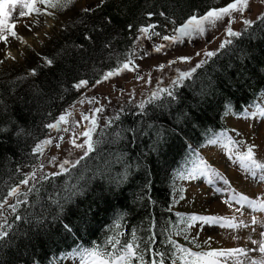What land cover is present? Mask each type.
Returning <instances> with one entry per match:
<instances>
[{
	"label": "trees",
	"instance_id": "trees-1",
	"mask_svg": "<svg viewBox=\"0 0 264 264\" xmlns=\"http://www.w3.org/2000/svg\"><path fill=\"white\" fill-rule=\"evenodd\" d=\"M229 2L104 0L93 11L74 14L57 33L46 52L54 61L51 66L32 57L33 62L23 66L26 72L36 69L35 76L2 73L0 127L8 130L0 133V196L36 166L40 155L33 154L34 147L47 138L50 130L45 125L76 97L72 85L80 79L95 82L125 62L141 26L155 24L163 36L194 13L202 15ZM241 32L232 45L177 86L175 99L162 97L151 104L147 100L143 109L128 104L111 112L113 123L100 125L94 133L101 143L90 158L70 175L42 181L36 185L39 191L29 193V205L19 212L33 221L15 222L7 242L0 245V264H53L52 258L62 261L71 251L107 247L109 237L122 243L131 240L132 230L144 241L141 247L155 231L156 247L167 251L165 264H171L177 254L167 240L174 238L181 220L172 210L174 177L187 169L188 143H204L223 127L227 110L241 112L264 90V24L257 19ZM54 200L64 205L62 213Z\"/></svg>",
	"mask_w": 264,
	"mask_h": 264
},
{
	"label": "snow or ice",
	"instance_id": "snow-or-ice-1",
	"mask_svg": "<svg viewBox=\"0 0 264 264\" xmlns=\"http://www.w3.org/2000/svg\"><path fill=\"white\" fill-rule=\"evenodd\" d=\"M74 3V0H0V42H3L6 46L9 43V38H13L17 41L24 42V38L18 34L16 31L17 24L11 22L12 13L9 10L10 8H14L17 5L19 6V12L16 17L17 20L25 17H32L33 15L40 16H53L55 18V12L52 10L63 11ZM43 5V7H40ZM250 5V0H230V2L220 8H209L204 14L198 15L194 13L191 15L184 23L179 26H176L173 29V35H163L161 37L162 41H166L169 44L175 43H184L186 39L192 40L198 37L205 36L209 31L216 28L217 24H222L225 18H228V24L226 27V37L220 44L219 49L214 51H204L203 55L206 59L200 60L195 67H192L188 71L179 72V74L172 80V86L169 88H159L152 92L151 97L148 100V103L151 104L156 100H160L162 97H167L170 99H175L177 86L183 84V82L189 80L194 73H196L197 69L203 67V65L208 63V60L217 56L218 52L221 49L226 48L233 44L234 39L239 38L243 35L242 32L236 31L232 28V23L235 21L234 13H240L243 15L248 9ZM98 7V6H97ZM82 11L84 13H88L93 11L90 8H83ZM148 16L154 15L153 13H148ZM160 15H164V13H160ZM257 19L261 24H264V13L260 14ZM38 23V21H37ZM83 23V21H81ZM173 23H175L173 21ZM243 23L246 26L253 25L254 21L251 19L244 18ZM26 27H29L27 24ZM132 26L129 25V28ZM157 25L149 24L146 26H141L139 28L140 36L137 37V40L140 39H151L152 36H160L159 32L155 31ZM29 31H31V27H29ZM86 39H91V37L86 36ZM77 47H83L77 46ZM166 45L164 43L157 44L154 46L153 51L159 53L161 52ZM197 56H200L201 53L197 52ZM136 56V52L133 51L128 54V57L125 62L117 65L116 68L105 72L100 79L95 81V85L101 84L105 81L110 80L114 76L120 75L125 71H138L139 65L135 64V61L132 57ZM5 58H11L15 60V57L12 56L11 52L6 53ZM143 59V56L140 57ZM181 62L190 63L192 57L190 56H182L178 58ZM45 63L47 66H51L53 64V59L44 57ZM177 61L172 60L169 61L168 64H175ZM3 63V60H0V64ZM160 70L164 69V65H158ZM37 74L36 69H31L29 75L35 76ZM25 77H20L19 79H23ZM137 79L143 80L144 77L137 76ZM146 83L151 84V79H148ZM89 84V81L86 79H80L78 82L74 83L72 87L79 91L82 88H86ZM85 102V97H81L79 103L83 104ZM89 104L97 103L96 97L88 98L87 101ZM140 107L143 109L144 104H141ZM105 111V107L103 105L99 107H95L90 109V114H82L81 121H75L71 128L66 127L69 125V117L72 116V112L70 110H65L58 119L54 122L45 125L47 129L50 131H55L57 133L71 132L70 144L72 147L76 149L83 150V155L77 159H63L58 164V171L56 172H43L45 167L44 163H40L37 166H33L32 171L29 173H24V178L21 179L18 183L8 188L6 193L0 196V245L7 242L10 237L12 231L14 230L15 222L21 221L27 218L28 223H32L33 218L31 216L22 217L19 209L24 206L29 205L28 195L33 190L39 191L36 188L37 184H40L42 181H48L49 183L53 178L61 177L65 175H70L73 169H76L81 163L90 158V156L96 151L97 145L101 143V141L94 139V133L99 127L98 115L102 114ZM253 116L259 115L264 117V109H262L259 113H252ZM114 119L118 120L119 116ZM113 123V119H109L105 126L111 125ZM83 125V131L77 133V129ZM63 126V127H62ZM8 129L5 127H0V133L7 131ZM22 132V130H21ZM18 132L17 134H21ZM83 137V142L78 143V139ZM221 137L226 138L227 143H224L221 140ZM53 140H58L56 143V147H60V143L64 141V136L61 135L57 137L46 138L38 143L33 150V154H39L43 156L44 150L52 145ZM161 140H165L164 137H161ZM209 145H217L220 144L221 147L227 149L229 158L235 157V161L239 163L242 171L247 175L251 176L253 179H257L258 181L264 182V163L259 162L256 157L255 145H248L246 152L243 153H234L231 147H228L230 144H238V141H233L231 137H227L226 133H220L219 136L215 139H209L207 142ZM57 157L53 156L49 163H55L57 161ZM213 175L223 181L225 184H229V181L215 168L212 167L203 157L198 159V162L193 165L190 171L187 172L186 177L189 180H196L200 178H206L207 183L209 185H214L215 180L213 179ZM31 186L27 188L26 191H21V185ZM41 186H43L41 184ZM217 192L224 191L220 188L216 189ZM231 193L228 200L224 202L231 208L233 207V202L240 207H236L234 209V213L229 217L219 216V215H198V214H182L177 213V216L181 217L180 223L183 225L181 229L176 231V235H184L185 239H188V233L191 232L193 227H198V230H202L204 226L213 227L218 226L221 228H227L230 230H238V229H248L251 228L252 233L256 232L255 225L260 224L262 228H264V222L258 221L255 215L252 216L250 223H245L242 219L238 220L235 213H242V209L244 206L250 208L253 212L259 211L264 212V197L258 196L253 199L247 195L236 192L235 189H232L230 186L227 189ZM76 194H80L79 190ZM183 199V197H181ZM9 200H13L12 203H9ZM58 208L59 212L64 211V205L60 203L59 200H54ZM171 211V209H169ZM9 213V215L14 216V219H10L9 215H5V213ZM53 220L59 219V216H53ZM44 219H47L44 217ZM38 223H43V220H38ZM151 228H155V223L150 221ZM66 229H69L68 225H64ZM70 230V229H69ZM261 237L260 240L252 239V235L249 234L248 240L255 246L253 248H245V247H234V248H219L212 249L210 247L212 238L209 237L204 241V245H200L196 238H192V242L195 243V246L200 249L198 251H193L189 247H184L183 245L178 244L175 240L168 237L167 242L170 245H174L172 251L178 255V261L173 260L172 264H178V262H182V264H264V256L260 258H253L252 253H260L264 254V230L258 233ZM156 236L157 233L155 231H150V234L146 237L147 243L141 247V244L144 243L136 235V230H132V238L131 240H125L123 243L120 239L115 237H109V239L105 242L107 247L102 245H94L91 248L80 250L78 249L76 253H72L73 256L79 255L80 262L79 264H165V258L168 256L167 251H159L156 247ZM15 238V237H12ZM239 237L233 236V239H238ZM207 247L208 250H204V247Z\"/></svg>",
	"mask_w": 264,
	"mask_h": 264
},
{
	"label": "rangeland",
	"instance_id": "rangeland-1",
	"mask_svg": "<svg viewBox=\"0 0 264 264\" xmlns=\"http://www.w3.org/2000/svg\"><path fill=\"white\" fill-rule=\"evenodd\" d=\"M104 0H74V3L71 7L59 11V10H52L55 12V18L50 16L54 20V26L47 30L46 37L44 41L40 40V43L36 46L25 45L15 60L11 58H3V63L0 64V75L4 73L7 77L12 76V73H22L25 77L30 76V71L26 72L25 65L31 64L33 61L29 60L32 57L37 58L38 63L45 64L44 57H47L46 52L49 50L51 45L53 44L54 38L57 36V33L64 29L66 22L73 21L74 14L78 12H83V8H90L95 9L97 6L99 7ZM225 6V5H224ZM43 7V5H40ZM223 7V6H221ZM220 8V7H218ZM12 13L11 22L16 23L17 25H23L25 27L26 20L29 19L28 17L21 18L19 20L16 19L19 6L17 5L14 8L9 9ZM264 13V0H250L249 9L241 15L240 13H234L235 21L232 23V28L236 31H243L246 25L243 23V19H251L252 21L257 20V17ZM45 15H40L34 17L36 18L35 22L32 23V28H37L39 24L42 23V20ZM38 21V23H37ZM228 24V18H225L222 24H217L216 28L209 31L205 36L198 37L192 40L186 39L184 43H175L169 44L166 41H162V36H152L149 40L147 38L135 40L134 45L132 47L131 52L135 51L136 56L132 57L135 61V64L139 65L138 71H125L122 72L118 76L112 77L110 80L105 81L101 84L93 85L95 82H89L86 88H82L79 91L76 90V97H74V101L71 100L66 110H70L72 112V116L69 117V125L66 127L71 128L72 124L75 121H81L82 114H90V109L99 107L103 105L105 107V111L102 114L98 115L99 126H105L107 121L110 119V113L116 111L118 108L120 109L124 105L130 104L131 106H139L141 104H145L147 100L151 97L153 91L159 88H169L172 86V80L182 71H188L202 59H206L204 57V51H214L219 49L221 42L227 38L226 37V27ZM36 26V27H35ZM173 29H170L169 33L166 35H173ZM141 34L138 33V36ZM1 43V42H0ZM164 43L166 47L159 53L153 51V48L157 44ZM6 47L0 49V55L4 51ZM130 52V53H131ZM201 53L200 56H197L196 53ZM143 56V59L140 57ZM182 56H190L192 60L190 63L181 62L178 58ZM175 60L177 61L175 64L169 65L168 62ZM164 65V69L160 70L158 65ZM31 70V68H29ZM4 76V75H3ZM137 76L144 77L143 80L137 79ZM148 79H151L152 83H146ZM89 80V79H87ZM85 97V102L83 104L79 103L81 97ZM96 97L97 103L89 104L88 98ZM56 120V119H55ZM54 120V121H55ZM53 121V122H54ZM226 121L229 125L240 129V137L241 141L244 142V150H247L248 145H255V152H256V159L259 162L264 163V119L258 120L257 122H253L249 124V126L244 125L246 124L245 121L236 120L231 116L226 118ZM63 127V126H62ZM106 127V126H105ZM77 133L83 131V125L78 128ZM63 135L64 141L60 143V147H56V143L58 140H53L52 145L48 146L43 153V156L39 157V161L37 162L36 166L40 163H44L45 167L43 172L51 173L58 171V164L63 159H77L83 155V150L76 149L71 146L70 139H71V132L64 133V132H55L50 131L47 138L51 137H59ZM83 137L78 139V143L83 142ZM53 156H56L58 159L55 163H49L48 161L51 160ZM208 157L211 161L213 166L218 164L222 159H226L229 165L232 168V173H234V177L236 178H251L252 180L261 183L262 181H258L257 179H253L251 176L244 173L239 165L234 159L226 158L228 156L227 149L221 147L220 144L217 145H210L209 147H203L200 149V157ZM216 167V166H215ZM226 179L229 183H232L234 180L228 172L221 168H216ZM234 169V170H233ZM223 170V171H222ZM236 170V171H235ZM32 171V170H30ZM239 171V173H237ZM176 180V187H174L172 198L174 200L173 209L177 213L182 214H198V215H219L231 218L233 213H229L228 215H224L223 212L225 210L233 211L236 208L235 202H233V207H229L224 201L228 200L231 193L227 191L229 188L228 184L223 185L222 181L217 179L213 175V179L217 184L216 187L211 188V193L218 194L219 198L215 200V203H212L211 196L209 194H203L199 189L196 187L198 186L199 181L202 182L200 179L196 180H189L186 177L187 174H179ZM229 174V175H228ZM240 175V176H239ZM243 175V177H242ZM230 176V177H229ZM31 181L29 186H24L23 191H26L28 187L31 186ZM201 185H203L201 183ZM207 183H204V186ZM219 185V186H218ZM195 187V190H193ZM215 188H220L224 191L217 192ZM233 188V187H231ZM183 197V199H181ZM250 198H253L250 196ZM255 199V198H253ZM9 203H12L13 200H9ZM242 215L240 213H236L238 220H243L247 222V219L244 218L247 216L245 212L242 211ZM5 215H9V213H5ZM242 216V218H241ZM245 219V220H244ZM221 228V227H220ZM224 229L223 232H219V234L225 235L229 230L227 228ZM226 231V232H225ZM190 233L189 240H192L193 237L196 238V241L200 245H204V241L209 237L212 238L210 247L212 249H219L224 248L229 241H226L224 238L219 239V237L213 236L211 232H209L205 226L202 230H198V227H193ZM174 240L184 247H189L193 251H198L195 246V243H188L185 239H178L177 235H174ZM232 240H236L233 239ZM204 250H208L207 247H204ZM80 256L75 255L73 256L71 252L66 253L62 262L56 260L54 258V264H79ZM178 264H182L178 262Z\"/></svg>",
	"mask_w": 264,
	"mask_h": 264
},
{
	"label": "bare ground",
	"instance_id": "bare-ground-1",
	"mask_svg": "<svg viewBox=\"0 0 264 264\" xmlns=\"http://www.w3.org/2000/svg\"><path fill=\"white\" fill-rule=\"evenodd\" d=\"M28 18L29 19H27L25 22L29 27H31V31H29V27L25 26L23 28L22 26H24V24L22 26L17 25V27H16V31L18 32V34L20 36H22L24 38V42L17 41L11 37L9 38V43L7 44V46L3 42H1L0 43V49H2L4 47H6V48L1 53L0 59L5 58L6 53L9 51L11 52L12 56H14L15 58L18 57L25 45H31V46L36 45L37 46L40 43V40L41 41L45 40L47 30H50V28H52L54 26V20L50 16L45 15L44 17H42L43 18L42 23L39 24L37 26V28H32V26H31L32 23L36 21L35 20L36 18L34 17V15L32 17H28ZM228 163L229 162L226 159H222L220 162L218 161V164L215 166L218 169L219 168L224 169L226 171V173L228 172L229 174H231L230 175L231 177L233 176L232 178L234 180H232V183L228 184L230 187H233L234 189L237 188L238 190L246 193L248 196H251L253 198H257L258 196L264 197V182L259 183V182L252 180L249 177L248 178L244 177V179L234 177V173H232V168ZM237 173H239V171ZM242 177H243V175H242ZM196 188L199 189L203 194H209L211 196L212 203H215V200L219 198L218 194L211 193V190H210V188H208V186L198 184V186ZM193 190H195V187H193ZM242 211L247 214V216L244 217L247 219V222H245V223H250L253 215H255L257 217L258 221L264 222V212H259V211L253 212L247 206L243 207ZM229 213H234V210L233 211L225 210L223 212L224 215H228ZM242 216H244V215H242ZM242 216H241V218H242ZM254 227L256 228L255 233H252L251 228L238 229V230H230L229 229V230H226L227 232L225 231L226 233H225V235H223V233L219 234V232H223L224 229H222L218 226H213V227L205 226V228L209 232H211L213 234V236L219 237V239L224 238L226 241H229V243L226 246H224V248H234V247L253 248V247H255L248 240V236H249V234H251L252 239L260 240L261 237L258 235V233L261 232L262 230H264V228H262V226L260 224L255 225ZM233 236H236L239 238L236 240H232ZM251 255L253 256V258H260L261 256H264V254H260L258 252L252 253Z\"/></svg>",
	"mask_w": 264,
	"mask_h": 264
}]
</instances>
